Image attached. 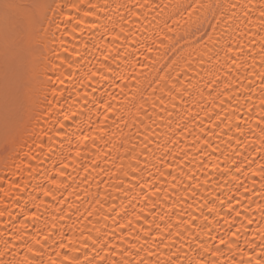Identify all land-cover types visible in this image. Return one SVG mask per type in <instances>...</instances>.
Returning a JSON list of instances; mask_svg holds the SVG:
<instances>
[{
    "label": "bare ground",
    "instance_id": "1",
    "mask_svg": "<svg viewBox=\"0 0 264 264\" xmlns=\"http://www.w3.org/2000/svg\"><path fill=\"white\" fill-rule=\"evenodd\" d=\"M17 2L59 7L19 122L0 23V264H264V0Z\"/></svg>",
    "mask_w": 264,
    "mask_h": 264
},
{
    "label": "snow or ice",
    "instance_id": "2",
    "mask_svg": "<svg viewBox=\"0 0 264 264\" xmlns=\"http://www.w3.org/2000/svg\"><path fill=\"white\" fill-rule=\"evenodd\" d=\"M59 5H51V4H22L18 3L17 0H0V23L3 24V39L5 45V51L8 53L9 51L12 53L10 63L8 65L9 70L12 73L10 79L7 78L6 73V84H5V119L6 121L19 122L23 119V114L25 111V103L26 98L32 92L30 82L25 79L24 72V61H25V50H24V42L30 36L31 29L35 23H37V17L35 16L33 10L36 8H42L47 10L48 8H52L53 11H56V8ZM71 7V6H70ZM92 8H95L96 5H91ZM232 7H235L233 5ZM91 13L86 12L85 15H90ZM261 16L264 17V11L261 12ZM151 51V49H149ZM107 59V57H105ZM70 66V65H69ZM93 76L100 75L99 73H92ZM262 78H264V70L261 72ZM62 82V81H61ZM49 86L52 87V92L55 95L57 89L55 88V83L51 76L48 77ZM54 106L49 101L48 112L51 113L52 108ZM62 107V106H61ZM74 115V114H73ZM70 114L67 112L63 114L62 119L57 117V124L55 125V133L51 135L50 133L53 131L52 128H41L37 133L35 131V124H32V131L26 132L27 139L32 140L33 136H35L34 143L43 150L44 144L43 140L46 137L48 141V151H53V146L55 144L56 138H59L64 135L65 131L71 132V126L66 129V122L70 120ZM39 119V118H37ZM29 123L31 121L29 120ZM47 123V121H45ZM264 131V129H261ZM87 139V137H85ZM22 149V145H19ZM31 151V149H30ZM27 155V154H25ZM68 165L65 164L64 167ZM63 176L64 173L61 171L58 173ZM57 181L53 180L52 184H56ZM12 187L18 188V185H12ZM8 193H6L7 195ZM45 196L51 195L50 192L45 190ZM3 199H0V204H3ZM10 214V213H9ZM4 212L0 211V216H3ZM32 217H35V213L30 214ZM239 215V213H237ZM223 244L224 241L221 240ZM31 250V249H30ZM59 255V252L57 253ZM67 260L68 257H65ZM55 264V261H53ZM72 264H76L75 261ZM125 264H130V262H125ZM257 264H261V262H257Z\"/></svg>",
    "mask_w": 264,
    "mask_h": 264
}]
</instances>
